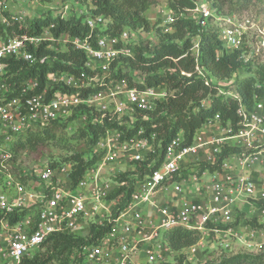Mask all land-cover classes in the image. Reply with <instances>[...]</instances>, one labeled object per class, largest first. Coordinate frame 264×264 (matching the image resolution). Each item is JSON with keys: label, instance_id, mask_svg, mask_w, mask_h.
I'll return each mask as SVG.
<instances>
[{"label": "built area", "instance_id": "1", "mask_svg": "<svg viewBox=\"0 0 264 264\" xmlns=\"http://www.w3.org/2000/svg\"><path fill=\"white\" fill-rule=\"evenodd\" d=\"M17 3L15 0H0L1 24L7 23L4 13L10 14L12 21L24 22L23 11L14 8ZM190 15L201 26L211 20L219 28L218 38L224 49L243 50L241 56L244 59L245 35L253 29V25L247 26L249 21H241L235 13H219L213 0H198ZM172 19L173 12L168 10L162 24ZM149 34L125 30L119 37L97 35L95 47L90 45L89 37L80 40L60 36L55 40L47 30L36 37L0 35V149L9 146L15 136L41 129L53 121L65 124L77 106H86L99 113L100 123L103 118L122 121L125 117L132 118L134 110H152L156 101L173 95V91H168L166 87L144 91L130 89L125 80L112 82L87 97L78 92L61 90L49 93L55 84L71 89H79L82 85L72 75L48 73L41 91H36L37 80L29 79L22 81L18 93L9 97L5 59H22L34 64L37 58L27 50L29 46L35 49L47 41L50 43L48 48L52 49V43L56 41L70 43L86 54L85 67L94 73L81 84L94 87L107 77H101V73H108L115 59L131 57L126 45L137 44V38L142 36L147 39ZM259 38L260 46L264 47V36ZM198 45L199 38H193L191 51L195 57ZM80 78L85 77L81 74ZM205 84L208 85V82ZM219 93L226 95V92ZM228 94L237 99L233 93ZM236 114L239 117L236 131L229 123L223 126L215 115L206 125L212 128L213 123H217L219 136L210 133L207 140L196 137V142L192 140L186 147L182 146L179 136L167 143L159 166L134 182L127 206L115 216L113 202L108 196L125 184L117 180L119 168L129 163L147 162L150 156H156L160 145L154 142V135H150V140L144 139L141 137L142 130H139L121 142L119 132L106 130L91 148L90 156L98 157L96 163L75 186L71 185L68 165L56 168L44 165L31 170L27 176L30 180L28 189L17 184L16 197L0 194V216H3L0 219V264H23V259L31 258L49 236L67 233L82 237L89 232L91 225H102L104 222L111 225L109 232L95 244L81 248L78 264H167L172 252L163 236L160 238V232L174 228L198 231L200 235L210 233L218 240L222 250L231 254L239 253L241 247L247 253H257L261 248V243L257 242L260 233L238 219V202L252 207V212L257 214H244L247 220L256 219L258 225L264 223V209L260 210L254 204L264 201V185L259 187L248 171L255 166H264V99L255 101L251 108L243 106L238 100ZM81 120L78 118L67 125L81 123ZM228 140L232 143L229 144ZM240 145L245 147V153L228 154L213 171H201L199 165L196 168L192 166L191 159L201 152L206 154L207 164L214 165L223 147ZM174 175L178 179L170 182ZM187 180L197 186L201 184L198 191L202 199L187 197ZM168 189L174 198L169 203L160 202V198L167 196ZM13 213L20 215L11 224L7 215ZM236 245L237 248L234 247ZM198 246L197 243L187 248L185 259L196 257V262L202 263L197 257Z\"/></svg>", "mask_w": 264, "mask_h": 264}, {"label": "trees", "instance_id": "2", "mask_svg": "<svg viewBox=\"0 0 264 264\" xmlns=\"http://www.w3.org/2000/svg\"><path fill=\"white\" fill-rule=\"evenodd\" d=\"M14 5L15 10L20 1ZM39 3L50 4L56 0H32ZM66 0H61L65 3ZM84 7L71 18H64L60 14L56 16L50 12L29 16L20 23L10 20V14L4 13L7 23H0V35L13 36H39L43 30H47L53 39L67 36L70 39L84 40L89 37V43L95 47L97 35L119 37L123 31L148 32L154 39L139 40L137 44H128L125 47L131 51V57H119L109 67V76L99 81L94 87H84L82 82L94 76L86 67V54L74 48L70 43L54 42L52 49L48 48L49 42H42L35 49L28 47L37 61L30 64L22 59L7 58L6 85L10 93L9 97L18 93L22 81L36 79L37 92L41 91L48 73L72 75L80 81L79 89H71L55 84L49 93L61 90L64 92H78L82 97H87L112 82L125 80L127 87L144 91L150 88L166 87L173 91L172 96L158 100L152 110H134L133 122L128 126L125 121L108 120L103 118L99 122L100 114L86 106H77L73 114L65 124L53 121L41 129L27 131L13 138L9 146V154L14 159L18 153L34 151L44 144L66 148L67 140H84L88 145L85 152H74L63 158L62 162L70 167L69 178L72 186H75L84 173L93 166L98 157L90 156L91 148L97 138L106 130L114 129L120 133L119 140L126 141L139 130H142V138L150 140L154 135V142L159 143L160 148L156 156H150L147 162H135L134 172H126L117 177L118 182L125 184L118 187L108 199L118 198L114 208V216L123 210L130 200L133 184L142 179L143 175L155 170L162 158L164 146L171 140L181 135L183 147L192 143L193 137L207 121L218 115L222 125L229 123L236 131L239 117L236 114L238 100L247 108H251L258 99H264V78L255 80L253 77L239 78V71H246L248 62L242 58L243 50H225L218 38V26L208 20L204 26L192 18L190 11L195 8L198 0H167V7L173 12L171 22L164 24H151L144 13L154 4V0H77ZM249 0H235L228 5V12L244 7ZM217 11L222 13L223 1L217 3L213 0ZM223 14V15H225ZM89 20L93 24L89 23ZM93 25V26H92ZM199 38L198 55H192L193 38ZM48 61V63L46 62ZM198 70V71H197ZM137 73V77L134 73ZM81 74L85 78H80ZM233 87V94L237 97L222 95L219 91H225L228 82ZM208 82V85L205 84ZM222 91V92H223ZM81 118L77 131L67 138L63 129L71 121ZM236 149L223 147L218 161L214 165H200L202 171H213L218 167L219 161ZM152 163V164H151ZM56 168L55 163L49 165ZM131 175V178L128 177ZM174 175L171 181L177 180ZM260 210L264 209V201L254 203ZM20 214L7 215L11 224L15 223ZM3 216H0V219ZM238 219H241L239 215ZM243 223L252 227H259L256 219H245ZM111 225L104 222L102 225H91L85 236L56 233L40 246L45 248L42 255L35 254L31 258H24L23 264H49L53 259L60 258L59 264H68V258L74 253L73 264H78V256L84 245L95 244L109 232ZM201 238L198 231H189L183 228H174L163 234V240L172 252V261L167 264H187L184 252L187 248L197 244ZM193 264H264V251L258 253H238L222 255L215 261Z\"/></svg>", "mask_w": 264, "mask_h": 264}, {"label": "rangeland", "instance_id": "3", "mask_svg": "<svg viewBox=\"0 0 264 264\" xmlns=\"http://www.w3.org/2000/svg\"><path fill=\"white\" fill-rule=\"evenodd\" d=\"M223 1L222 5V13L225 14L228 12V5L232 2L233 6H236L234 3L235 0H217V3ZM22 5V6H21ZM81 3L77 0H66L64 5L61 0H56L50 4L39 3L37 1L27 0L20 4L17 9L18 11H23L24 13V20L27 17L45 14L46 12H50L55 16L60 14L64 18H71L76 12H78L81 8ZM83 11L84 7L82 6ZM81 8V9H82ZM240 9L234 11L236 16L242 21L247 20L250 23L247 26L253 25L252 30H248L245 35V46H246V54H244V60H248V66L246 71H239V78H246L248 76L253 77L255 80L259 81L264 78V47H261L259 41L264 36V0H249L246 2L244 7H239ZM16 9V10H17ZM168 7H167V0H154V4L144 13L145 18L151 24H158L160 23L163 26V21L168 16ZM89 23L92 24V20H89ZM94 25V24H93ZM92 25V26H93ZM96 25H94L95 27ZM159 26V24H158ZM135 35V34H134ZM260 35V36H259ZM144 37L137 38V41L143 40ZM147 39H154L152 34H149ZM60 44H63L62 42ZM101 73V72H99ZM101 77L109 76V72L101 73ZM134 76L137 77V73H134ZM232 81L228 82L224 93L229 96L228 93H233V87L231 85ZM133 122L132 118H129L125 123L127 125ZM80 125V122H74V124L66 126L63 129V134L67 138L72 135L74 132L77 131V127ZM10 146V145H9ZM9 146H5L0 149V194H5L9 197H16L18 192L16 185H22L25 189H28L30 186V180L27 179V176L34 170L40 166L54 164L55 166H64L67 165L62 162L63 158L69 156L71 153L74 152H85L88 150V145L84 140H67L66 148H59L55 147L51 144H44L37 147L34 151H24L18 153V155L13 159L12 155L9 154ZM228 148V147H227ZM236 149L239 153H245V147L243 146H233L231 147ZM135 166L133 163L126 164L119 168L120 173L122 175L126 172H134ZM117 176V177H118ZM128 177L131 178V175ZM112 179V178H111ZM115 180L113 179V182ZM30 191V190H28ZM170 189L167 191V197L162 201V203H168V198L170 196ZM109 201L113 202L112 212L114 213V208L117 206L118 198L109 199ZM249 203L251 201L248 200ZM240 204H243L242 201H239ZM252 204V203H251ZM246 209H239V214L241 215L240 221L243 223L247 217H244V214H249L250 216L257 215L256 213L252 212V207L245 204ZM264 220V218H263ZM259 233H261V238H259V242L261 243V248L259 251H264V223L261 224L259 227L256 228ZM164 232H160V238L163 236ZM201 238L198 242V250H197V257L201 258L200 261L202 263L206 261H215L222 255H231V252L222 250L219 246L218 240L214 238V236L210 233H202ZM263 239V240H261ZM236 244V243H235ZM237 248V245L234 246ZM258 251V252H259ZM45 252V248L41 247L34 251L33 256L35 254L42 255ZM245 252L244 249L239 250V253ZM257 252V253H258ZM186 254V252H185ZM238 254V253H237ZM233 255V254H232ZM74 253L71 254L68 258V264H73ZM64 256L60 258L53 259L49 264H59L60 259H63ZM168 262L172 261V256H168ZM196 262V257L191 258L190 260L186 259L187 264H193Z\"/></svg>", "mask_w": 264, "mask_h": 264}, {"label": "crops", "instance_id": "4", "mask_svg": "<svg viewBox=\"0 0 264 264\" xmlns=\"http://www.w3.org/2000/svg\"><path fill=\"white\" fill-rule=\"evenodd\" d=\"M24 1H27V0H22L19 3L22 4ZM223 126H226V125H223ZM216 127H217V123H215V122L213 123L212 128L208 127L206 124L203 125L195 133V135L193 137V143L196 142V137H200L203 140H207L211 136L210 133H213V135L219 136L220 132L216 129ZM178 136L180 138H182L180 134ZM228 143L230 144L232 142L230 140H228ZM191 161H192V166H194V168H196V166H198V165L199 166L203 165V164L208 165L206 162V154L202 153V152L199 153L197 157L191 159ZM197 163H199V164H197ZM187 167H189V165ZM248 171L251 172V177L255 180V182L257 183V185L259 187L264 185V166H255V167H252L251 169H249ZM186 175H187V173L185 174V177H186ZM204 179H207V177H204ZM186 184H187V187L189 189V193L187 194L188 198H197L198 200L202 199L200 196V191H198V190H200V187H202L201 184L197 186V185L189 182V180H187ZM202 185H204V184H202ZM166 197L160 198L159 201L162 202L164 199H166ZM171 198H174V194H172V193H170V196L168 198V203L171 200ZM238 207L240 209L242 208L243 211H245V209H246L245 204H240L239 202H238ZM259 238H261V233L257 238V242H259ZM261 240H263V239H261Z\"/></svg>", "mask_w": 264, "mask_h": 264}]
</instances>
